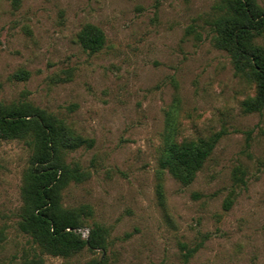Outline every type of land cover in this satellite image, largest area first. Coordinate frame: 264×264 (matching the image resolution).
<instances>
[{
	"label": "rangeland",
	"instance_id": "1",
	"mask_svg": "<svg viewBox=\"0 0 264 264\" xmlns=\"http://www.w3.org/2000/svg\"><path fill=\"white\" fill-rule=\"evenodd\" d=\"M217 1L0 0V101L92 139L65 152L88 176L61 202L90 207L85 238L106 229L104 248L42 251L18 227L31 150L0 139V264H264V106L244 108L254 84L213 43ZM86 24L105 35L96 52L77 40ZM216 132L190 183L160 166L168 136Z\"/></svg>",
	"mask_w": 264,
	"mask_h": 264
},
{
	"label": "trees",
	"instance_id": "2",
	"mask_svg": "<svg viewBox=\"0 0 264 264\" xmlns=\"http://www.w3.org/2000/svg\"><path fill=\"white\" fill-rule=\"evenodd\" d=\"M214 9L213 43L228 53L236 73L254 84V95L243 104L247 111H259L264 106V46L257 38L264 35V9L257 0H218ZM77 40L83 49L96 52L104 46L105 35L99 27L86 24ZM24 74L20 71L16 76ZM221 134L180 141L168 136L160 166L182 184L190 183ZM0 139L24 140L31 150L20 191L19 229L51 255L69 256L85 246L104 248L106 229L102 225L95 224L86 238L78 231L82 217L91 214L90 207L68 208L61 202L62 190L69 183L88 176L77 162L66 161L65 152L85 143L91 146L92 139L77 135L63 119L31 103L1 101ZM36 262L43 264L42 259Z\"/></svg>",
	"mask_w": 264,
	"mask_h": 264
},
{
	"label": "built area",
	"instance_id": "3",
	"mask_svg": "<svg viewBox=\"0 0 264 264\" xmlns=\"http://www.w3.org/2000/svg\"><path fill=\"white\" fill-rule=\"evenodd\" d=\"M81 235L83 236L84 234L81 233ZM84 237V236H83Z\"/></svg>",
	"mask_w": 264,
	"mask_h": 264
}]
</instances>
